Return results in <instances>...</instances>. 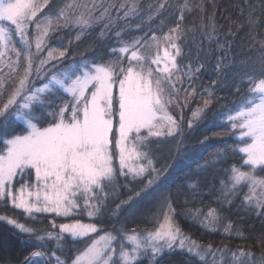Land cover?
I'll list each match as a JSON object with an SVG mask.
<instances>
[{
    "label": "snow or ice",
    "instance_id": "snow-or-ice-1",
    "mask_svg": "<svg viewBox=\"0 0 264 264\" xmlns=\"http://www.w3.org/2000/svg\"><path fill=\"white\" fill-rule=\"evenodd\" d=\"M209 2L213 13L207 23L204 4L184 0L176 5L180 15L167 31L161 20L159 28L149 29L150 37L145 32L125 39L130 25L113 29L118 20L139 18L136 0L121 3L115 18L113 5L95 16L97 5L89 6L88 0H68L54 15L44 14L49 0H0V71L6 69L0 74V208L10 205L22 210L32 224L6 213L0 214V222L11 226L22 243L36 245L20 264H69L56 254L65 251L67 239L73 244L91 241L77 251L71 264H141L145 259L147 264H162L175 253L186 256V264L193 259L198 264H227L226 253H231L230 264H254L250 250L204 244L185 232L177 219L209 232L222 226L226 237L244 238L225 214L242 196L236 212L254 213L264 220V175H259L264 173V40L259 41L255 60L234 65L230 59L237 35L233 22L229 17L228 31L221 33L215 0ZM168 7L160 3L153 11L149 5L148 20ZM193 10L201 14L199 29L204 37L203 42L193 38L194 52L185 48L195 27L186 29L183 23L185 13ZM253 15L248 13L250 28L257 23ZM105 20L94 40L66 63L74 44ZM142 27L135 25L138 31ZM61 29L76 31L74 39L50 46V38ZM109 39L118 47L109 48L105 59L96 46ZM214 54L217 78L202 86L198 82ZM232 67L237 71L229 78ZM245 83L247 92L233 101L234 107L216 114L224 119L208 123L209 128L227 127L235 143L228 144L223 132L214 133L224 138L223 146L198 163L194 176L186 174L185 207L177 212L171 189L161 188L162 178L186 154L187 134L199 126L214 102L224 99L216 95L217 88L234 85V93L239 94ZM193 103L196 107L185 127L184 110ZM17 121L23 124L22 134L11 135ZM45 121L47 126H41ZM208 140L205 136L198 142L202 151ZM164 144L174 146L175 158L157 167V152ZM236 157L239 163L221 167ZM120 178L126 183L120 185ZM206 184L207 193H215L216 207L203 202ZM122 190L131 195L110 209ZM144 199L155 209L148 220L152 227L129 230L127 215L118 228L104 227L106 214L120 219L123 209L129 208L131 215V207ZM192 204L199 207H188ZM46 217L50 227L43 226ZM58 219L65 222L57 223ZM50 242L54 250L49 255L42 249Z\"/></svg>",
    "mask_w": 264,
    "mask_h": 264
},
{
    "label": "trees",
    "instance_id": "trees-1",
    "mask_svg": "<svg viewBox=\"0 0 264 264\" xmlns=\"http://www.w3.org/2000/svg\"><path fill=\"white\" fill-rule=\"evenodd\" d=\"M68 0H49V5H46L44 14H55L60 8H62ZM97 5L96 11L94 12L95 16H99L100 13L104 10V8L109 7V5H113L111 16L115 18L117 16L116 9L119 8L121 3H127L128 0H88L89 6L92 3ZM139 4V8L141 11V15L139 18L137 17H129L127 22L123 20L117 21V26L113 29V31H118L120 27H124L127 23L130 25L131 30H129L124 38L130 39L134 36L143 35L145 32L150 37L152 32L149 29L159 28L161 24V20L165 21L164 31L171 26H173L175 20L179 17L180 12L176 5L184 3V0H136ZM192 3H203L205 6L204 13V23H207V17L211 16L213 13V6L209 0H190ZM160 3H165L171 5L164 10H162V14L159 17H153L151 21L148 20V17L151 15L149 11V5H153V11L155 7H159ZM215 20L218 27V30L221 33H226L228 31L229 20L231 18L232 30L237 33L234 37V44L231 50L230 59L234 65H240L245 61L255 60L259 56L260 49V40H264V0H215ZM243 9V12H241ZM253 12V19L257 20V23L251 28L248 25V13ZM124 10L119 12V16L123 17ZM200 12L198 10H193L192 12L185 13L184 19V27L186 29L195 27L194 32L188 33V47L185 48L187 51L189 48L192 51H195V47L192 43L193 38L197 42H203L204 37L201 35L199 25L201 24ZM105 20L102 23H97L90 30V34L86 35L81 41L75 43L74 46L68 52V61L66 63L71 62V58L74 53L83 51L84 48L94 40V38L99 34L101 29L104 26ZM142 24V30H136V24ZM222 26V27H221ZM158 35L162 34L160 32ZM76 35V31H69L68 29H61L60 31L55 32L50 38V46L57 47L61 44H67L69 39H74ZM255 37V40L252 37ZM18 47H22L18 41H16ZM118 45L111 39L105 40L97 43V50L104 53L105 59L108 58V49ZM207 43L205 42V47H207ZM214 47V45H212ZM92 53H89L91 55ZM218 55H223V53H217ZM215 55H213L211 61L209 62L208 70L201 74V81L198 83H202V86H208L211 84L212 80L216 79V74L213 71V67L215 64ZM78 58V57H77ZM182 63L186 64L187 60L182 61ZM237 71V67L229 68L228 77H231L232 72ZM6 72V69L0 71V74ZM234 85L231 88H217L216 95L223 97L220 103H213L210 106V110L207 112L204 120L199 124V126L194 129L192 132L188 133L185 139V144L189 147L187 148L186 154L183 158L177 160V167L172 171L167 173L161 180V188H170L171 195L173 200L175 201L174 207L176 211L179 212L184 209L185 205L183 201L185 200V180L186 174L195 175L197 170L198 163H203L205 160L209 159L212 153L215 152L217 147H222L224 143L223 137L215 136L214 133L223 132L225 136L228 137V144L235 143L234 139L228 135L227 127H208V123L212 122L214 124H219L224 117L216 115L219 112H228L229 108H233V101H237L240 99L241 95H245L247 92V84L241 85V90L239 94L234 93ZM202 103V100L199 101ZM223 105V107H221ZM196 107V104H191L188 108L184 110L185 117V127H187V119L191 116V110ZM173 111H175L173 109ZM49 121H45L41 126H47ZM230 127V126H228ZM23 128V124L20 121L15 123V128L11 132V135L22 134L21 129ZM209 137L208 144L206 148L202 151L198 145V142L203 139V137ZM196 146V147H192ZM157 155L160 158V164L157 167H160L162 164L171 163L175 158V149L171 144L162 145ZM240 160L238 157L230 158L224 163L221 167L227 168L230 167L234 163H239ZM115 166L119 167L118 160L115 163ZM259 175H264V173H259ZM223 176V173H217V185L219 182V178ZM120 185L126 183L123 178L118 180ZM133 187L139 188V185H133ZM246 191V188L244 189ZM128 195L131 193L126 190H122L120 193L119 199L115 200L109 205V208H115V205L119 203L120 199H126ZM215 198V193L209 195L207 193V184L205 185V194L203 195V202L212 207H216L212 201ZM240 199L242 196L238 198L233 204L231 209L226 210V215L229 219L238 227L239 232L242 234L240 236H236L235 234L231 237H226L222 233L221 230L216 232H209L203 230L198 224L189 223L188 221L177 217L182 229L190 233L194 239L199 240L204 244H208L211 242L215 246H223L227 245L230 249H245L250 250L254 253L252 257L254 264H264V243H261V237L264 235V220H261L254 213L253 214H245L243 211L239 213L236 212V206L240 203ZM142 201V200H141ZM138 201L131 207L132 214L129 215L130 209L125 208L120 214V219H110V213L106 214L104 217V227L106 229L118 228L122 222H124V217L128 216L127 228L131 230L134 227L139 229L150 228L153 225L148 223V220L151 216V213L155 211L153 205L146 200L145 202ZM141 202V203H139ZM188 207H199L198 204H192ZM2 209V208H0ZM10 216H15L20 220L21 223L32 224L30 220H28L22 213L21 210H15L11 208ZM50 217L44 218V225L50 227L48 225V219ZM65 222L63 220L58 219L57 223ZM41 226V225H34ZM95 238V236H93ZM90 240H84L82 242H77L73 244L70 239L65 240L64 247L65 251L63 253L57 251V255H61L63 258H66L71 264V259L76 255L77 251L83 250L87 244H89ZM36 245L34 244H25L21 242V238L15 233V230L8 226L6 223L0 222V264H20V262L28 256L34 249ZM45 250L47 254H51L54 250V242L48 243V246ZM226 262L230 264L231 253H226ZM210 259V258H209ZM219 259V256H217ZM187 257L181 255L180 253H175L170 257H165L162 264H186ZM51 264H55L54 261ZM141 264H147V260H143ZM192 264H198V261L193 259Z\"/></svg>",
    "mask_w": 264,
    "mask_h": 264
},
{
    "label": "rangeland",
    "instance_id": "rangeland-1",
    "mask_svg": "<svg viewBox=\"0 0 264 264\" xmlns=\"http://www.w3.org/2000/svg\"><path fill=\"white\" fill-rule=\"evenodd\" d=\"M147 199L142 200L141 202H145ZM139 202V203H141ZM22 211V210H21ZM11 212V206L8 205L7 207H3L2 209H0V214H8L10 215ZM85 221L87 222V217H85Z\"/></svg>",
    "mask_w": 264,
    "mask_h": 264
}]
</instances>
